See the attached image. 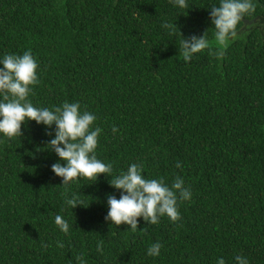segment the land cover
<instances>
[{
  "label": "trees",
  "instance_id": "16d2710c",
  "mask_svg": "<svg viewBox=\"0 0 264 264\" xmlns=\"http://www.w3.org/2000/svg\"><path fill=\"white\" fill-rule=\"evenodd\" d=\"M214 3L0 0V54L27 49L38 62L28 99L38 107L79 101L94 112L96 155L113 175L141 163L146 177L170 185L181 176L192 192L178 201L176 221L112 224L107 195L120 190L110 177L60 184L51 137L27 120L21 135L0 134V264H78L77 256L86 264H215L219 256L236 264L237 254L264 264V0L222 47ZM203 33L209 47L185 62L182 35ZM74 193L84 204L72 208ZM157 240L160 254L146 255Z\"/></svg>",
  "mask_w": 264,
  "mask_h": 264
},
{
  "label": "clouds",
  "instance_id": "9594fccd",
  "mask_svg": "<svg viewBox=\"0 0 264 264\" xmlns=\"http://www.w3.org/2000/svg\"><path fill=\"white\" fill-rule=\"evenodd\" d=\"M174 5L184 7L186 0H172ZM209 17L215 27V37L221 44L239 35L244 17H249L254 9V0H218L209 6ZM172 23L165 22L169 30ZM180 50L185 62L192 56L209 47L205 33L182 35ZM38 62L30 50L22 53L0 54V134L6 137L21 135V123L34 120L45 126V132L51 138L46 142L47 148L54 151L60 158L50 165L55 175L62 177L60 184H68L74 178L87 177L95 180L100 173L110 177L109 184L120 190L119 198L107 195V212L104 219L112 224L122 222L133 230L137 228L138 217L147 224L158 223L161 216H167L170 221L179 219L178 201L189 200L192 196L190 186H185L183 177L176 176L171 184L161 177L149 178L143 172L141 163H130L126 170L113 175L111 162H105L96 155L98 137L102 132L99 125L93 126L97 119L94 112L82 110L79 101L65 100L60 105L52 107L36 106L30 99L31 85L38 83ZM112 132H117V126L112 125ZM62 161V162H61ZM176 167H182L179 160ZM66 203L72 208L84 204L74 193ZM54 223L60 231L67 233L69 222L60 214L54 217ZM62 246L61 242H57ZM102 241L96 244V250L102 252ZM162 244L159 240L151 243L146 249V255L156 257L160 254ZM78 264L86 261L77 256ZM236 264H248L246 256L235 255ZM215 264H226L225 258L219 256Z\"/></svg>",
  "mask_w": 264,
  "mask_h": 264
},
{
  "label": "rangeland",
  "instance_id": "374dc122",
  "mask_svg": "<svg viewBox=\"0 0 264 264\" xmlns=\"http://www.w3.org/2000/svg\"><path fill=\"white\" fill-rule=\"evenodd\" d=\"M230 40H231V39H230ZM230 40H229V41H230ZM214 43H215V41H214ZM226 43H228V41H227ZM226 43H225V44H226ZM218 44H220L221 47L225 45V44H221V43H218Z\"/></svg>",
  "mask_w": 264,
  "mask_h": 264
}]
</instances>
